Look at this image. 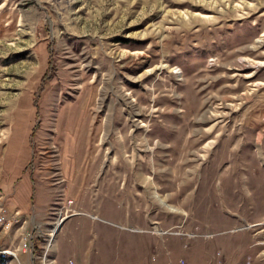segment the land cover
Returning a JSON list of instances; mask_svg holds the SVG:
<instances>
[{
	"label": "rangeland",
	"instance_id": "obj_1",
	"mask_svg": "<svg viewBox=\"0 0 264 264\" xmlns=\"http://www.w3.org/2000/svg\"><path fill=\"white\" fill-rule=\"evenodd\" d=\"M0 212V264H264V0H0Z\"/></svg>",
	"mask_w": 264,
	"mask_h": 264
},
{
	"label": "crops",
	"instance_id": "obj_2",
	"mask_svg": "<svg viewBox=\"0 0 264 264\" xmlns=\"http://www.w3.org/2000/svg\"><path fill=\"white\" fill-rule=\"evenodd\" d=\"M65 168H67V166H65ZM64 171H66V173H68L67 172V170L66 169H64ZM40 178L42 179V180H45V176H40ZM21 186H25V188H23V190L22 189H20V191L18 192L19 193V200H18V202H20L21 204V206L23 207V209L24 210H26V208H27V210L26 211H29V216H30V222H29V224H28V227L31 229L32 228V226H33V224H35V223H45L46 222V218L44 217V212H45V209H46V207H45V205L44 206H42V205H37V204H35V200L32 198L31 199V191H30V184H29V182L27 181V183L25 184V182L23 183V185H21ZM18 193L16 194V193H14V195L13 196H18ZM45 193H46V195H47V198H49L51 195H52V193L51 192H49V193H47L46 191L43 193L44 195L43 196H46L45 195ZM29 197H30V204L28 205L27 204V200H29ZM39 198H42V197H39ZM27 205H28V207H29V209H28V207H27ZM68 219H66L65 221H64V223L67 221ZM64 223H63V225H64ZM27 227V226H26ZM1 235V234H0ZM6 234H5V236H3V237H1L0 236V249L1 250H5V249H8V248H11V246H12V243L10 242V241H7V239H6ZM40 238H41V236H40ZM40 242V241H39ZM54 256V259H55V264H57V256H58V251H57V247H56V252H55V254L53 255ZM86 261V258H84V261H83V263H86L85 262Z\"/></svg>",
	"mask_w": 264,
	"mask_h": 264
},
{
	"label": "built area",
	"instance_id": "obj_3",
	"mask_svg": "<svg viewBox=\"0 0 264 264\" xmlns=\"http://www.w3.org/2000/svg\"><path fill=\"white\" fill-rule=\"evenodd\" d=\"M0 218H1V219H5L4 212H3V213L0 212ZM34 229H35V228H34ZM32 235H33V231L30 232V234H29L30 244H31V237H32ZM30 246H31V245H30ZM30 252H32V251L30 250ZM30 256H31V255H30ZM30 262H31V257H30ZM31 264H33V263L31 262Z\"/></svg>",
	"mask_w": 264,
	"mask_h": 264
},
{
	"label": "bare ground",
	"instance_id": "obj_4",
	"mask_svg": "<svg viewBox=\"0 0 264 264\" xmlns=\"http://www.w3.org/2000/svg\"><path fill=\"white\" fill-rule=\"evenodd\" d=\"M241 7V6H240ZM246 59V58H245ZM243 60V59H242ZM260 64V63H259ZM177 73H179V68H176V70H175Z\"/></svg>",
	"mask_w": 264,
	"mask_h": 264
}]
</instances>
